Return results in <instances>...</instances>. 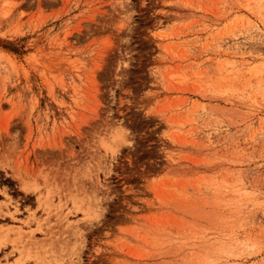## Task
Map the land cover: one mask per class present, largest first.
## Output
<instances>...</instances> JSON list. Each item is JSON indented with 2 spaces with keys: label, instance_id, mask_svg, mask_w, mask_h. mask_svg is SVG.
<instances>
[{
  "label": "rangeland",
  "instance_id": "374dc122",
  "mask_svg": "<svg viewBox=\"0 0 264 264\" xmlns=\"http://www.w3.org/2000/svg\"><path fill=\"white\" fill-rule=\"evenodd\" d=\"M0 264H264V0H0Z\"/></svg>",
  "mask_w": 264,
  "mask_h": 264
}]
</instances>
